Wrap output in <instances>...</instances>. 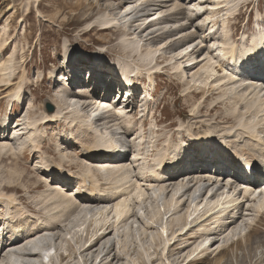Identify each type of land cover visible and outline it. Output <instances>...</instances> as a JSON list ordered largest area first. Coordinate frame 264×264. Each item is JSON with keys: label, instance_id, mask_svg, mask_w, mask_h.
Segmentation results:
<instances>
[{"label": "rangeland", "instance_id": "374dc122", "mask_svg": "<svg viewBox=\"0 0 264 264\" xmlns=\"http://www.w3.org/2000/svg\"><path fill=\"white\" fill-rule=\"evenodd\" d=\"M139 2L0 0V31L6 27L8 32L0 38V44H4L0 50V60H8L16 52L15 81L9 90L5 87L4 92L0 91V132L4 130L0 142H9L16 148L18 140L25 135L23 133L28 132V124L37 123L39 134L36 138L45 144L38 153L27 145L24 155L0 156V194L3 195V191L8 196H14L15 206L10 211L19 220L17 227H4V233H1L0 264H7L2 262L6 253L17 252L33 238H42V249L36 252L24 251L25 255L18 258L22 264H186L187 260L196 255L197 260L190 264H264V211L258 213L256 207L258 195L264 191L259 190L256 196H247L246 199L243 196L239 199V192L236 193L234 197L246 208L231 230L225 232L226 235L219 236L218 232H214L217 217L205 220L213 201L203 200L202 196L211 185L206 186V182L202 181L195 187L187 184L190 177L184 182L179 178L175 182H166L169 187L167 191L157 192L161 184L157 178L164 177L165 172H139L145 166L154 165L153 158L159 151L179 157L192 153L195 145L193 139L207 133L208 129L217 135L226 136L225 130L236 127V132L234 130L232 137L228 139L229 145L238 152L261 157L258 140L260 136L264 139V128L258 129L259 138L237 131L238 117L245 112L242 103L235 111L237 115L230 112L237 99V91L232 90V83L228 81L222 84L223 88L220 85L214 89L211 81L206 85L204 73L208 71L206 66L215 67L218 61L222 68L218 67L216 73H213L215 79L219 80L226 74L235 75L238 62L244 60L241 51L246 50L256 36L264 33V0ZM133 9H139L138 13L129 15ZM161 9H165V12L161 13ZM154 12L160 15L159 17L157 14L158 20L153 18ZM149 16L152 17V22H149L151 25H141V21ZM108 19H115L114 26L109 29L105 28V21ZM216 22V27L212 29ZM174 23L176 24L173 26ZM136 37L142 40L141 51L139 50L141 53L131 55L125 42ZM165 38L170 40L168 46L163 48ZM228 39L230 44L225 46L223 42ZM232 46L236 50L233 63L225 57L231 53L229 50ZM157 47H162L160 59L152 64L140 61L143 52L147 53ZM187 49L196 65L193 72H199L192 79L181 75L186 70L181 69L184 64L192 65L188 61L189 57L182 59L186 55L182 51ZM68 53L73 54L77 62L72 70L66 68ZM96 57L104 61L107 69L117 66L123 69L122 72L129 67L135 70L132 73L135 96L130 103H126V98L119 102L113 100V90L108 93L109 96L95 90L88 99L85 98L86 103H80L79 96L75 98L78 86L75 84L80 86L77 72L88 63H93ZM177 61H180V65ZM177 65L181 72L175 69ZM202 67H205V72L201 74L199 70ZM75 72L77 74L73 75ZM149 72L159 73L154 74L153 83L148 78ZM256 74L259 76L260 70ZM145 76L147 80L142 78ZM72 77L75 84L70 82ZM262 77L264 78V74ZM64 78L69 80L68 83ZM256 80L254 78L264 89V79ZM20 84L25 89L20 92L19 102L10 95L16 93ZM146 92L152 94L151 98L147 104L139 105L135 100L138 97H135L139 93L145 95ZM49 103L54 105L55 111L60 105L65 117L59 121L42 119ZM131 103L133 105L129 108ZM133 107L135 109L132 110ZM81 120L93 125L81 127ZM143 122L145 127L140 129L141 125L144 126ZM6 125L7 130L4 129ZM24 129L26 130L23 131ZM97 135L113 140L115 146L123 152L121 164L129 166L134 173L130 175V184L120 189L121 192L110 191L105 197L99 196L92 198L90 203H81L80 197L87 194L81 183L82 175L87 173V166L97 162L87 160L91 157L87 148L102 141L97 139ZM141 135L146 143L142 147L143 155L137 160L134 153L138 143L140 144L138 137ZM145 158L148 160L144 161ZM103 162L104 166H113L112 161ZM63 165L73 175L70 183H65L49 172L50 168ZM92 169V172L97 173L94 167ZM104 174L106 172L101 170L100 175ZM199 175L202 176L193 174L194 177ZM100 178L104 179L100 182L105 183V177ZM178 182H183L186 187L178 191L175 197L179 207L168 213L165 209L175 195ZM137 186L139 189L136 190ZM214 187L212 186L211 191L215 192ZM51 188L59 189L60 194L49 201ZM219 191L220 189L214 193L215 196L226 192ZM2 200L0 197V213L7 210L3 208ZM117 203H123L125 207L121 219H116ZM81 205L86 212L77 216L78 210L83 208ZM76 206L81 207L77 209ZM157 209L166 213L164 221L159 216L151 222L149 218ZM194 209H199L196 219L192 220L194 223L189 221L192 224L186 225L185 218ZM172 212H177L174 219L182 218V221H175L171 216ZM108 215L110 229L104 235L106 230L101 228ZM53 217L55 218L52 220ZM163 226L167 228L164 234L166 236L161 235ZM190 227L187 233L184 232ZM2 229L0 225V231ZM212 232L217 238L211 236ZM30 234L37 235L28 237ZM95 234L105 238L85 251L92 244L90 240ZM167 237L170 241L165 243ZM211 241L212 244L207 247ZM169 243H173L172 246L164 251ZM201 245L202 247H198ZM206 248L209 249L205 254L199 256L198 251ZM217 249L224 250L219 257L216 256ZM144 250L150 260L143 254Z\"/></svg>", "mask_w": 264, "mask_h": 264}, {"label": "bare ground", "instance_id": "6f19581e", "mask_svg": "<svg viewBox=\"0 0 264 264\" xmlns=\"http://www.w3.org/2000/svg\"><path fill=\"white\" fill-rule=\"evenodd\" d=\"M140 0H137V2H139ZM147 1V0H146ZM149 1V0H148ZM155 1V0H154ZM166 1H169L170 3H171V1H173V0H165V2ZM164 2V3H165ZM136 3V2H135ZM140 3V2H139ZM153 3V2H152ZM225 3V2H224ZM152 6V5H151ZM216 6H218V5H216ZM172 7V6H171ZM173 7H175L174 6V3H173ZM219 7V6H218ZM222 7V6H221ZM170 8V7H169ZM165 10V9H164ZM164 10H162L161 9V13L162 12H165ZM217 10V9H216ZM159 11V10H158ZM157 11V12H158ZM159 12V13H160ZM175 12V11H174ZM133 12H131L129 15H131ZM158 13H155L154 12V14L152 15L153 16V18L155 19V20H158V18L160 17V15H159V17H158V15H157ZM213 16H214V14H213ZM215 16H217V15H215ZM114 21H115V19H108V20H106L105 21V23H106V25L105 24H103V25H105L106 27L105 28H107V29H109L110 27L112 28V25L114 26ZM178 23H180L181 22V19H180V22H179V20L177 21ZM150 24V23H149ZM176 23H174L173 24V26L175 25ZM127 25V24H126ZM151 25V24H150ZM216 25H217V22L216 23H214V25H213V27H212V29H214V27H216ZM171 26V25H170ZM133 27V26H132ZM148 27H150V26H147V28ZM225 28H223V30H224ZM7 28L6 27H4V28H2L1 29V31H0V38H1V36L2 35H7ZM135 33V32H134ZM220 33H222V32H220ZM182 34V33H181ZM261 35V34H260ZM260 35H258V36H256L253 40H252V42H251V44H250V46L246 49V50H244V51H241V54L244 56V60L243 61H241L240 63V66H238V68L239 67H241V73H242V75L241 76H239L238 75V77L236 76V75H225L224 77H222L221 79H215L214 78V74L213 73H216V71H217V68L218 67H221V64L217 61L216 63V66L215 67H212V65H208V66H206L207 68H208V71L207 72H205L204 71V68L202 67L199 71L201 72V74H202V72H205L204 74H206L205 75V79H206V81H205V83H206V85L211 81V83L214 85V89H215V86L216 87H219L220 85H221V87L223 86L222 84H225L226 83V81H228L229 83L231 82L232 83V85H230V86H232V90H236L237 91V93H236V95H237V99L235 100V102H234V105L232 106V108L230 109V112L231 113H234L235 114V111L238 109V106H239V104H241L242 103V105L244 104V108H245V112H244V114H242V115H240L239 117H238V128H237V131H242L243 132V134H248V135H250L251 137H256V138H259L257 135H259V134H257L258 132V129H260V128H264V96H262V92H264V89L260 86V85H258V83H256L255 81H254V74L253 73H251L252 71H255V73L258 71V69H260L261 70V68H263V72L260 74V75H263L264 74V62L262 61V62H260V63H258V62H253V61H251L250 62V58L248 57V55L249 54H251V53H256L258 50H259V48L262 46V44H264V40H261V39H259V37H260ZM178 36V35H177ZM169 40L170 39H166L165 38V46H163V48H165V47H167L168 46V43H169ZM126 43V46L130 49V54L131 55H134L135 53H139L141 50H140V48H141V44H142V40L141 39H139V38H135V39H129L128 41H126L125 42ZM224 44H225V46L226 45H229L230 44V41H229V39L228 40H226L225 42H223ZM4 44H0V50L2 49V46H3ZM144 46V45H143ZM147 46V45H146ZM158 48V47H157ZM154 49V50H151V51H148L147 53H144L143 52V54H141L140 55V61L142 62V63H149V64H152V63H154L155 62V60H158V59H160V55H159V53H160V50H161V48L159 47L158 49ZM140 50V51H139ZM225 50V49H224ZM224 50H223V52H224ZM162 51V50H161ZM190 50L189 49H187V50H185V51H182L184 54H186L184 57H182V59L183 58H187V57H189V62L191 63V64H193V59H191V53L189 52ZM195 51V50H194ZM221 51V50H220ZM193 52V51H192ZM229 52H231V53H229V54H226L225 55V57H227V58H229V61H230V59H233L234 57H235V54H236V50L233 48V46H232V48H230V50H229ZM141 53V52H140ZM66 57H67V59H68V61H67V63L68 64H66V68H69L70 70H72V68L75 66V64H70V62L71 61H73L74 60V55L73 54H71V53H68L67 55H66ZM181 57V56H180ZM220 57H221V55H220ZM223 57V56H222ZM224 58V57H223ZM224 59H226V58H224ZM211 60H213V59H211ZM16 61V52L14 51L13 53H12V55L9 57V59L8 60H0V91H2V92H4L5 91V87H7L6 88V90L8 89L9 90V88H10V86H11V84L15 81V79H13V77L16 75V73H15V65H14V62ZM181 61V60H180ZM180 61H177V62H179V63H177L178 65H180ZM95 62L98 64V63H101V62H104L103 60H101V59H99L98 57H96L95 58ZM233 63V62H232ZM177 65V66H178ZM238 65H239V63H238ZM130 66H132V65H130ZM193 66V67H192ZM156 67V66H155ZM189 67H190V69H186V70H183V68L181 67V69L183 70L182 71V73H181V75H183L182 77L184 78V76L186 77H189L190 79H192V78H194L196 75H198L199 74V72L197 71V73H194L193 71H194V69H195V67H196V65H189ZM188 67V68H189ZM192 67V68H191ZM180 68V66H178V67H175V69L176 70H178V71H180L181 72V70L179 69ZM222 68V67H221ZM125 69V68H124ZM69 70V71H70ZM74 70V69H73ZM123 70V69H122ZM122 70H119L118 69V67H114L113 69H112V71H113V73L114 74H117V75H120V72H122ZM135 70H133V69H130V67L129 68H126V70H124L123 72H122V74L124 75V78H123V80L124 81H126V82H129V79H130V76H131V73H133ZM189 71V72H188ZM82 72H85L86 73V71H82ZM150 73V72H149ZM259 73V72H258ZM186 74V75H185ZM91 75V73H89L88 74V76H87V78L89 77ZM259 75V76H260ZM202 76V75H201ZM235 77V78H232V77ZM16 77V76H15ZM14 77V78H15ZM203 77V76H202ZM80 78V77H79ZM151 79V83H153V78H152V76L150 77ZM204 78V77H203ZM11 79H13V80H11ZM81 79V78H80ZM214 79V80H213ZM64 80L65 81H67V79H65L64 78ZM213 80V81H212ZM234 80V81H233ZM249 80V81H248ZM69 81V80H68ZM68 81H67V83H68ZM256 81H258V80H256ZM83 82L80 80V86L78 87V90H79V93L78 94H76L75 93V95H77V96H75V98H77L78 96H79V100H80V103L82 102V103H84L85 102V98L86 99H88V97L89 96H85V94H87V93H90V95H92V92H94L95 90H93V91H91V92H89L90 90L88 89V88H90L91 87V85H90V87H87L86 85H83L82 84ZM107 83V82H106ZM204 83V84H205ZM215 83V84H214ZM228 83V84H229ZM238 84H240V85H238ZM248 85L247 87L245 86V85ZM70 85V84H69ZM204 87H205V85H204ZM24 88V85H21L20 87H18L17 89V91H15L16 93H12V95H10L11 96V98L12 99H14L15 97L19 100V102L21 101V97H20V92H22V89ZM223 88V87H222ZM225 88H226V86H225ZM25 89V88H24ZM200 89V88H199ZM212 89V88H211ZM220 89V88H219ZM103 90L104 89H102V92H103ZM218 90V89H217ZM11 91V90H10ZM83 93V95H81ZM205 93V92H204ZM22 94V93H21ZM149 93L148 92H146L145 93V95H144V97L145 98H142V100H144V101H142V102H140L139 103V105H141V104H147L148 102V99H150L151 98V96H152V94L150 95H148ZM81 95V96H80ZM107 96V95H106ZM108 96H109V94H108ZM148 96H149V98H148ZM4 97V96H3ZM90 99H92V98H90ZM130 100H131V97L130 98H127L126 99V103H130ZM68 101V100H67ZM94 101V100H93ZM92 102V101H91ZM95 102V101H94ZM116 102V101H115ZM86 103V102H85ZM133 104L131 103L130 104V106H128L129 108L132 106ZM80 106V105H79ZM82 106V105H81ZM107 106V105H106ZM58 107V108H57ZM56 108H57V112H56V114L55 115H53L52 116V114H45L44 115V118H42V119H45V120H48V119H50V118H52V120H56L57 119V121H59V119H61V118H63V117H65V115H63V110H62V108H61V106L60 105H58ZM69 107H70V105H69ZM73 107V106H72ZM94 107V106H93ZM108 107V106H107ZM240 107V106H239ZM89 108V107H88ZM68 109V108H67ZM118 109V108H117ZM133 109H135V107H133L132 108V110ZM132 110H131V112H132ZM240 110V109H239ZM77 111V110H76ZM81 111V110H80ZM107 111V110H106ZM109 112V111H108ZM229 112V113H230ZM237 113V112H236ZM249 113H251V115L249 114ZM230 115V114H229ZM235 115H237V114H235ZM248 115H250V117H247ZM61 116V117H60ZM76 118H78V117H76ZM91 118V117H90ZM116 118V117H115ZM75 119V118H74ZM103 119V118H102ZM109 119V118H108ZM88 121V120H87ZM71 123H73V122H71ZM70 123V124H71ZM115 123V122H114ZM128 123V122H127ZM144 123V122H143ZM145 124V123H144ZM80 125H81V127H84V126H87V127H91L92 125L90 124H85V121L84 120H81L80 121ZM236 128V127H235ZM235 128L234 127H232V128H229L228 130H225L226 132H227V135L226 136H222V135H217V134H215V133H213V132H211L209 129H208V132L207 133H205L204 135L203 134H201V135H199V136H197V137H195L193 140H194V143L196 144V145H199L200 147H202V149H207V147L206 146H208V145H213V146H217V147H219V148H223L224 146H226V145H228L229 144V140L228 139H230L231 137H232V134H233V132H234V130H235ZM5 130H7V125L5 126V128H4ZM140 129H143V125H141V127H140ZM26 129H24L23 131H25ZM26 131H28L27 133L25 132V133H23V134H25V135H23V137L22 138H20L19 140H18V145H17V147L16 148H14L13 146H12V144H10L9 142H0V156H1V154H5L6 156H17L18 154H22V155H24V154H26L25 152H26V150H25V147L27 146V145H29V146H31L37 153H38V151L40 152V151H42L43 150V147H44V143H42L41 142V140H37L38 138H36V136H37V134H39L38 133V131H39V129H38V125H37V123H34V124H28V128H27V130ZM142 131V130H141ZM235 132H236V130H235ZM27 134V135H26ZM137 134V133H136ZM0 136H1V134H0ZM242 136V135H241ZM249 136V137H250ZM39 137V136H38ZM97 139H99V140H102V141H97L96 143H94L93 144V146H92V149H89L90 151L89 152H87L88 154L90 153L91 155L92 154H96L97 153V149L98 148H100V149H102L103 148V152L105 151L106 153H110L111 151H113L114 149L116 150V153H115V159H110L112 162H113V166H104L103 165V161L102 162H99V163H95L94 165H89V166H87V168H86V172L87 173H89V175H91V177L93 178V182H92V184H91V186H86V178L85 177H87V175H83L82 176V183L84 184V189H85V192L87 193V194H85V197H80L81 198V203H90L91 202V200H92V197L94 198V196H102V195H104L105 193H107V192H110V191H114V190H116V191H120V189H122V188H124L128 183H129V181L131 180V177H130V175H131V170L129 169V166H127V165H125V164H121L123 161H121V159H123V152L121 153V151H119V147H117V146H115V144L113 143V140H111L110 138L108 139L107 137H102L101 135H97ZM138 139H139V141H140V144L138 143V146L136 147L137 148V151L134 153V156H135V158L138 160V158L140 157V156H142L143 154H142V150H143V145L146 143H144V137L141 135L140 137H138ZM203 139H206L207 141H209L208 143H203V142H200L201 140H203ZM263 138L260 136V138H259V140H258V144L261 146V149H260V151L262 152V155H261V157H258V156H250V155H247L245 152H238V151H236V153H241L242 155H246L247 157V159L249 160V163H252L255 167H257V168H259V171H261V172H264V139L262 140ZM239 140V139H238ZM247 141V140H246ZM256 141V140H255ZM41 142V143H40ZM182 142V141H181ZM38 143H40L39 145H37ZM228 143V144H227ZM251 143V142H250ZM256 144V143H255ZM252 145H254V143H252ZM244 146V145H243ZM258 146V145H257ZM254 147V146H253ZM259 149V148H258ZM34 152V151H33ZM89 154V155H90ZM101 154V151H99L98 152V155H100ZM218 154V153H217ZM102 155V154H101ZM94 157H97V156H94ZM148 157V156H147ZM117 158V159H116ZM143 158V157H142ZM167 159H169V160H175L176 159V156H169L165 151H159L158 153H157V155L156 156H154V158H153V161L155 162L154 163V165H152V164H150V167L149 166H145V167H143V168H141L140 170H139V172L140 173H145V172H150V173H157L156 172V170L157 169H164V165H165V161L167 160ZM90 160V159H89ZM145 160H148V158H145L144 159V161ZM105 164V163H104ZM114 164H118V165H114ZM92 167H94L96 170V172H98V173H101V170H104L105 172H106V174H104V176L103 177H105V181H106V183H104L103 185L102 184H100V179H99V177L98 176H96V175H93L94 174V172H92L93 171V169H92ZM66 168V166L65 165H63V166H61V167H55V168H50L49 169V172L51 173V174H54V172H56V173H59V175L61 176V178H62V180H64V182L66 183L67 181H69L70 180V178L73 176L72 175V173H70L67 169H65ZM261 169V170H260ZM188 170V169H187ZM13 171V170H12ZM134 173V172H133ZM132 173V174H133ZM195 173V175H198V174H196V173H198V172H189V171H187L186 173H183L184 174V176H187L186 178H189V177H192V175L190 176L189 174H194ZM50 174V175H51ZM72 175V176H71ZM168 177H170V179L169 180H172V181H174L175 182V180H177L178 179V177L179 176H168ZM202 177L203 176H196V177H193V179L191 178V179H189L190 181H189V183H187V184H193L192 186H195L196 187V184H200V182H202L203 181V179H202ZM222 176L221 175H219V176H217L215 179L216 180H218V179H220ZM73 179V178H72ZM160 182H161V184H160V186H158V189H157V192H163V191H167L168 189H169V187L168 186H166V182H168L169 180H164V179H161V178H157ZM205 179V178H204ZM212 179L213 178H210V180H209V184L211 185V186H213L214 185V183L213 184H211V182L210 181H212ZM192 180H194V181H192ZM72 181V180H71ZM183 182L185 181V179H183L182 180ZM180 183V182H178L177 183V185H178V187L175 189L176 190V192H175V195L172 197V199L167 203V206H166V209L165 210H167L168 211V213H171V211H173V210H176L177 209V207H179L178 206V201L176 202V200H175V197L178 195V193L180 192V190H182V188H183V190H184V188L186 187V185H183L184 183ZM204 182V181H203ZM86 183V184H85ZM130 184V183H129ZM223 188V187H222ZM222 188H220V191H221V189ZM253 188L255 189L256 187H251V188H247L246 189V191L243 193V199H245V197H247V196H249L250 198H253L254 196H256V193H258V191L259 190H257V189H255L256 191H254L253 190ZM137 189H139V186H137L136 187V190ZM179 191V192H178ZM188 191V190H187ZM224 191H226V192H223V191H221V192H223V193H218V194H220V195H217V196H215V194L214 193H209L208 194V202H212L213 203V205H212V207L206 212V219L205 220H207V219H209V218H211L210 220H212V218L214 219L215 217H217L216 218V221H215V225H216V228H215V233L216 232H218L217 234L219 235V236H224V235H226V233L225 232H229L230 230H231V228L237 223V221L236 222H234L233 221V223H231V225L228 227V228H225L224 226L229 222V221H231L232 219H233V216L235 215V214H237L238 213V210L237 209H239L240 208V206H241V204L238 202V199L236 198V197H234L235 195H236V193H238V190H237V188H235V186H232L231 187V189H229L228 190V187H226V189L224 190ZM228 191V192H227ZM264 191V189H262L261 190V192H263ZM121 192V191H120ZM124 192H126V191H124ZM128 192V191H127ZM155 192V191H154ZM189 192V191H188ZM208 192V190L207 191H205V194L204 195H206V193ZM211 192H214V191H211ZM260 192V193H261ZM2 193H3V195L2 194H0V197H2L3 198V200L1 201V203H2V206H3V208L4 209H7L8 210V212L6 211L5 213H2V214H0V218H2L3 219V217H6V216H11V219H12V221H16V219H17V216L15 217V213L14 212H11L10 211V209L13 207V206H15L14 204H15V198H14V196H8L6 193H4L3 191H2ZM66 193V192H65ZM111 193V192H110ZM56 194H60V192H59V189H50V192H49V194H48V200L50 201V200H52L53 199V197L56 195ZM128 194H129V192H128ZM232 194V195H231ZM239 199H240V197H242V193H239ZM259 197L257 198L258 199V202H257V205H256V207H257V209H258V213H260V212H262V211H264V192L262 193V194H259L258 195ZM58 197V196H57ZM67 198V197H66ZM181 198V197H180ZM180 198H178V200L180 201ZM61 199V198H60ZM203 199H204V197H203ZM216 199V200H215ZM215 200V201H214ZM249 200V199H248ZM247 200V201H248ZM211 203V204H212ZM95 204V203H94ZM240 204V205H239ZM1 205V204H0ZM79 205V204H78ZM87 205V204H86ZM227 205H228V207H227ZM81 206H83V205H81ZM81 206H78L79 208L81 207ZM224 206H226V207H224ZM77 207V206H76ZM75 207V208H76ZM78 207H77V209H78ZM224 207V208H223ZM123 208H125L124 207V205H123V203H117L116 204V206H115V215H116V219H121L122 218V216H123V214H124V212H125V210L123 209ZM190 211V209H188V212ZM219 211V212H218ZM77 212V211H76ZM78 215L77 216H79V215H81V214H85V212H86V210H85V208H84V206H83V208L82 209H79L78 210ZM198 212H199V209H194L193 210V212L191 211V213L185 218L186 220H185V224L187 225V224H192V220H194V219H196L195 218V216L198 214ZM153 214H152V217L151 218H149L150 219V221L151 220H153L154 221V219H156L157 217H159V216H161V217H159V218H161L160 220L161 221H164V218H165V215H166V213H163L162 212V210H159V209H157V210H155V211H153L152 212ZM177 213V212H176ZM176 213H174V212H172V215L171 216H173V219H174V214H176ZM179 213V212H178ZM256 214V213H255ZM110 215V214H109ZM109 215L107 216V219H106V222H105V224H104V226H103V228H101V229H104V230H106L105 232H103V234L105 235L106 234V232L110 229V225H109V223H108V220H109ZM260 215V214H259ZM76 216V217H77ZM215 216V217H214ZM75 217V218H76ZM55 217H53L52 218V220L54 219ZM74 218V219H75ZM240 217H238L237 219H239ZM4 219H6V218H4ZM73 219V220H74ZM50 220V219H49ZM175 221H182V218H179V219H174ZM209 220V221H210ZM149 221V222H150ZM189 221H192V222H189ZM5 222L7 223V220H5ZM152 222V221H151ZM114 223H117V222H114ZM122 223H123V221H122ZM154 223V222H153ZM194 223V222H193ZM109 225V226H108ZM186 225H184V228H185V226ZM8 226V225H7ZM166 226V225H165ZM165 226H163L161 229V235H163V236H166V235H164V234H166V227ZM212 226H214V225H212ZM9 227H11L10 225H9ZM112 227V226H111ZM12 228H14V227H12ZM184 228H183V230H184ZM19 229V228H18ZM102 231V230H101ZM15 232H17V230L15 231ZM224 233V234H223ZM241 233H243V232H241ZM17 234H18V232H17ZM236 234H238V233H236ZM231 235H232V232H231ZM239 235H242V234H239ZM0 236H1V233H0ZM102 236V235H101ZM208 236H210V235H208ZM105 237L103 236V237H99L97 234H95V235H93L92 236V238H91V240H90V242L92 243V244H90V246L89 247H87V249L85 250V251H88V250H90V248L92 249V247H94V246H96L98 243H100L103 239H104ZM152 238H154V236H152ZM41 239L42 238H33V239H31L29 242L27 241L26 242V244L22 247V248H20V249H18V251L17 252H8V254L6 253V255L3 257V260H2V262L4 263H7V264H22V262H20L19 261V259L21 258V256H22V254H24L25 255V252L24 251H27V252H29V251H34V252H36L37 250L39 251L40 249H42V241H41ZM178 239V238H177ZM191 239V238H190ZM4 240V239H3ZM230 240V239H229ZM16 241V239H14V242ZM170 240H169V237H167L166 238V240H165V243H168ZM17 242V241H16ZM123 243V242H122ZM254 243H256V242H254ZM13 245H15V243L13 244ZM170 245V243L169 244H167V246L165 247V249H164V251H166V249H167V247ZM125 248V247H124ZM83 249H85V248H83ZM209 248H206V249H203V250H199L198 252H199V256L202 254V255H204L205 253L204 252H206V250H208ZM218 250V249H217ZM168 251V250H167ZM224 252V250H218L217 252H216V256L217 257H219V256H221L222 255V253ZM48 254V253H47ZM145 256H147V258H148V260H150V256H148V253H147V251L146 250H144V253H143ZM23 255V256H24ZM46 255V254H45ZM196 256H198V255H196ZM43 257H45V256H43ZM47 257V256H46ZM19 258V259H18ZM22 258H24V257H22ZM194 258V257H193ZM193 258H191L190 260H187V261H190L188 264H190V263H192V259ZM198 258V257H197ZM46 261H49L47 258H46ZM24 264V263H23Z\"/></svg>", "mask_w": 264, "mask_h": 264}, {"label": "water", "instance_id": "95a60500", "mask_svg": "<svg viewBox=\"0 0 264 264\" xmlns=\"http://www.w3.org/2000/svg\"><path fill=\"white\" fill-rule=\"evenodd\" d=\"M50 114L54 112V107L51 105V103L48 104V108L46 109Z\"/></svg>", "mask_w": 264, "mask_h": 264}, {"label": "snow or ice", "instance_id": "6c2138e0", "mask_svg": "<svg viewBox=\"0 0 264 264\" xmlns=\"http://www.w3.org/2000/svg\"><path fill=\"white\" fill-rule=\"evenodd\" d=\"M259 39L264 40V33H262V34L260 35ZM260 50H264V44H262ZM213 63H214V62H213ZM198 247H202V245H201V246H198ZM46 256H47V254H46Z\"/></svg>", "mask_w": 264, "mask_h": 264}]
</instances>
